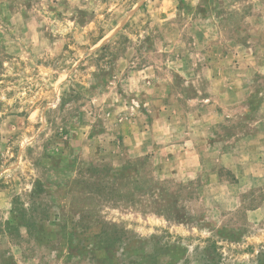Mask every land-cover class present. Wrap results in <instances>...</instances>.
Segmentation results:
<instances>
[{
  "label": "rangeland",
  "instance_id": "rangeland-1",
  "mask_svg": "<svg viewBox=\"0 0 264 264\" xmlns=\"http://www.w3.org/2000/svg\"><path fill=\"white\" fill-rule=\"evenodd\" d=\"M0 264H264V0H0Z\"/></svg>",
  "mask_w": 264,
  "mask_h": 264
},
{
  "label": "trees",
  "instance_id": "trees-1",
  "mask_svg": "<svg viewBox=\"0 0 264 264\" xmlns=\"http://www.w3.org/2000/svg\"><path fill=\"white\" fill-rule=\"evenodd\" d=\"M36 205H33L32 207H30L29 209H26L24 207L22 208H19L21 209L20 210V213H21V219H23L25 221V223H23V225L25 226L26 228V232L27 234H32L30 228H31V223L30 222H27L25 220V218L27 217L28 214H32L31 216H34L33 214L35 213V210L37 209L35 207ZM17 229V227H16ZM118 231V230H111L109 229L107 226L103 225V227L101 228V231L97 234L98 236V239L103 243V245L105 246H114L115 244H117L118 240L117 238L113 237V235H115L114 233ZM20 237H23L21 236L20 234ZM124 242V240H123Z\"/></svg>",
  "mask_w": 264,
  "mask_h": 264
}]
</instances>
